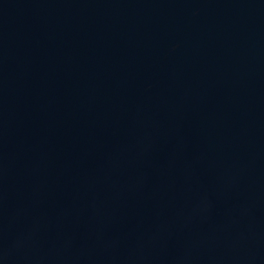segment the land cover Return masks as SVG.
<instances>
[{"label": "water", "instance_id": "obj_1", "mask_svg": "<svg viewBox=\"0 0 264 264\" xmlns=\"http://www.w3.org/2000/svg\"><path fill=\"white\" fill-rule=\"evenodd\" d=\"M0 264H264V0H0Z\"/></svg>", "mask_w": 264, "mask_h": 264}]
</instances>
